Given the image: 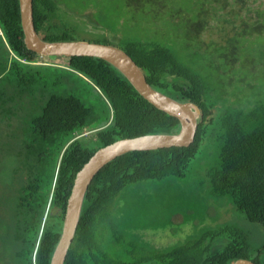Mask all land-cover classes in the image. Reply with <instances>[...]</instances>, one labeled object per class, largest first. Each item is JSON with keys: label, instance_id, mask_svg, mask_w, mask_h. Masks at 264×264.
I'll return each instance as SVG.
<instances>
[{"label": "trees", "instance_id": "16d2710c", "mask_svg": "<svg viewBox=\"0 0 264 264\" xmlns=\"http://www.w3.org/2000/svg\"><path fill=\"white\" fill-rule=\"evenodd\" d=\"M111 1L149 19L161 38L118 35L114 21L112 39L95 43L124 51L152 89L196 105L200 115L188 147L128 152L95 174L63 264H264V242L254 246L248 231L231 223L165 249L113 228L125 187L182 179L212 144L217 154L206 170L209 195L227 197L264 234V8L249 0H32L34 29L47 42L74 41L76 25L63 24L68 11L90 7L98 16ZM219 13L226 14L218 20L229 31L222 28L219 41L205 44L201 35ZM180 38L186 45L178 55ZM63 59L62 65L39 63L24 46L18 0H0V264H49L74 177L95 151L180 129L107 62ZM95 98L99 111L89 102ZM85 130L91 133L78 137Z\"/></svg>", "mask_w": 264, "mask_h": 264}, {"label": "rangeland", "instance_id": "374dc122", "mask_svg": "<svg viewBox=\"0 0 264 264\" xmlns=\"http://www.w3.org/2000/svg\"><path fill=\"white\" fill-rule=\"evenodd\" d=\"M249 3L253 8H264V0H249ZM98 11V16H94V9L90 7L81 14L68 11L63 24L68 29L76 25L77 34L74 32L72 35L74 41L96 42L103 37L111 40L110 30L114 21L120 31L118 35L125 31L143 41L154 36L161 38L158 37L153 22L140 14L133 16L130 12L118 10L117 2H107ZM225 15L219 13L216 20L208 21L207 29L201 35L203 43L219 41V31L224 27L221 33L229 31V27L218 20ZM183 29L185 28L180 30ZM176 44L178 55H181L185 41L180 38ZM186 52L193 58L191 46L186 47ZM64 61L61 57H38L39 63L62 65ZM236 90L239 91L238 88ZM96 98L89 99V102H97L99 111L101 108ZM90 133L85 130L78 137H85ZM216 154L217 147L208 144L190 162L184 178L144 181L125 187L117 198L119 214L115 215L117 225H114L116 228L113 227L114 233L121 231L132 237L141 236L148 246L165 249L189 238L194 239L203 229L231 223L247 230L254 246L264 242L260 227L249 223L242 213L234 209L227 197L214 198L209 195L206 170L214 162ZM110 234L108 231V235Z\"/></svg>", "mask_w": 264, "mask_h": 264}, {"label": "water", "instance_id": "95a60500", "mask_svg": "<svg viewBox=\"0 0 264 264\" xmlns=\"http://www.w3.org/2000/svg\"><path fill=\"white\" fill-rule=\"evenodd\" d=\"M23 43L38 57H92L101 59L120 72L139 96L154 108L177 119L180 129L176 134H152L125 138L108 144L97 151L76 173L66 201L61 234L49 264H63L78 224L85 192L95 174L115 158L134 151L188 147L192 144L200 115L198 107L189 102H177L152 89L134 61L121 49L95 42H47L36 33L32 18V0H18ZM231 264H254L238 259Z\"/></svg>", "mask_w": 264, "mask_h": 264}]
</instances>
